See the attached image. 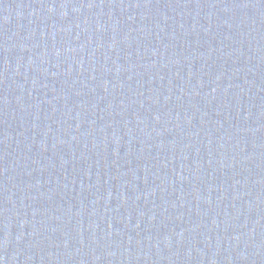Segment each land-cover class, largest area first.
Returning a JSON list of instances; mask_svg holds the SVG:
<instances>
[{"label": "water", "instance_id": "1", "mask_svg": "<svg viewBox=\"0 0 264 264\" xmlns=\"http://www.w3.org/2000/svg\"><path fill=\"white\" fill-rule=\"evenodd\" d=\"M0 264H264V0H0Z\"/></svg>", "mask_w": 264, "mask_h": 264}]
</instances>
